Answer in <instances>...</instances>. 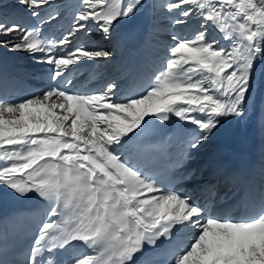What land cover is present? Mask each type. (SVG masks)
I'll return each mask as SVG.
<instances>
[{"label":"snow or ice","instance_id":"snow-or-ice-1","mask_svg":"<svg viewBox=\"0 0 264 264\" xmlns=\"http://www.w3.org/2000/svg\"><path fill=\"white\" fill-rule=\"evenodd\" d=\"M16 3L38 22L0 21L4 43L50 65L51 80L65 85L113 56L72 46L73 37L95 28L107 39L144 7V0H78L71 28L49 39L43 25L60 13L42 14L55 0ZM165 7L175 10V25L198 27L191 37L173 35L163 67L139 94L122 95L111 80L91 93L54 86L12 99L0 85V187L47 206L25 264H64L57 257L76 247L88 252L69 264H140L184 233L189 242L171 264H264V188L248 194L242 218L222 214L158 182L150 164L165 145L139 143L154 123L179 118L196 126L189 146L198 149L225 121L246 115L252 77L264 65V0H169Z\"/></svg>","mask_w":264,"mask_h":264},{"label":"bare ground","instance_id":"bare-ground-1","mask_svg":"<svg viewBox=\"0 0 264 264\" xmlns=\"http://www.w3.org/2000/svg\"><path fill=\"white\" fill-rule=\"evenodd\" d=\"M124 2L110 0L112 5L123 6ZM168 2L144 0V7L134 17L122 20L107 39L95 28L87 36L79 33L72 38V46L85 44L91 48L111 50L113 56L107 63L93 61L71 74L69 79L73 80L72 85L57 84L51 77L45 82L66 87L73 93H91L116 80L121 86L122 95L134 88L138 77L146 78L149 84L168 58L173 35L191 37L198 27L196 23L175 25V10L169 12L166 9ZM77 5L78 0H55V6L42 15L46 17L59 11L60 16L43 25V36L59 39L66 34L72 26ZM0 21L27 23L29 26L38 22L36 18L28 17L16 0H0ZM209 35L216 39L221 37L215 30H210ZM6 39L0 35V61L5 70L22 74L34 82L39 80L41 71L51 70L50 65L41 63L31 53L13 50L4 43ZM221 43L225 42L221 40ZM248 97L246 115L225 121L198 149L189 146L190 141L199 135L196 126L179 118H174L177 126L167 137L173 158L180 162V166L176 167V183L171 189L188 192L201 205L234 218H239V210L233 202L240 199L245 188L256 189L258 183L264 182V65H257ZM242 157L257 161V165L251 171L244 170ZM184 158L187 159L185 162ZM1 196L0 205L7 199L11 203L16 200L12 193L1 192ZM37 208L43 210L42 220L48 219L45 209L39 204ZM189 239V235L184 233L177 238L176 246L187 244ZM79 248L83 252L81 255L87 254V249Z\"/></svg>","mask_w":264,"mask_h":264},{"label":"rangeland","instance_id":"rangeland-1","mask_svg":"<svg viewBox=\"0 0 264 264\" xmlns=\"http://www.w3.org/2000/svg\"><path fill=\"white\" fill-rule=\"evenodd\" d=\"M118 0H113V2H117Z\"/></svg>","mask_w":264,"mask_h":264}]
</instances>
